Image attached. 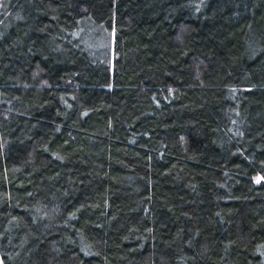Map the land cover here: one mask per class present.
Returning <instances> with one entry per match:
<instances>
[{"label": "trees", "instance_id": "trees-1", "mask_svg": "<svg viewBox=\"0 0 264 264\" xmlns=\"http://www.w3.org/2000/svg\"><path fill=\"white\" fill-rule=\"evenodd\" d=\"M0 264H264V0H0Z\"/></svg>", "mask_w": 264, "mask_h": 264}]
</instances>
